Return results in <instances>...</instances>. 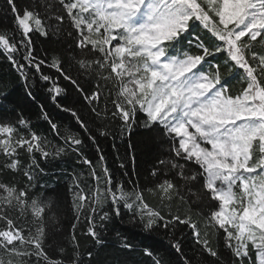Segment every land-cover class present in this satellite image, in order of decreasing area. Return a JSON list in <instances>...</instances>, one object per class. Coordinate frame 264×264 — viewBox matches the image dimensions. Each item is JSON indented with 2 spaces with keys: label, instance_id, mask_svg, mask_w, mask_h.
<instances>
[{
  "label": "snow or ice",
  "instance_id": "obj_1",
  "mask_svg": "<svg viewBox=\"0 0 264 264\" xmlns=\"http://www.w3.org/2000/svg\"><path fill=\"white\" fill-rule=\"evenodd\" d=\"M7 6L0 57L47 128L40 131L15 108L0 112V170L26 181L0 182V249L9 256L0 264H84L74 234L75 254L53 258L46 229L10 215L13 200L38 191L33 173L44 174L41 163L68 157L87 166L86 177L73 173L70 210L94 244L106 245L108 225L118 218L139 229L142 246L115 233L128 260L113 264H141L137 255L167 264L154 246L160 233L175 264H264V0H7ZM49 42L59 47L41 49ZM234 82L241 87L233 90ZM6 87L0 84V104ZM116 120L121 138L143 128L158 147L143 186L131 175L130 140L119 169L108 166L101 138L112 136ZM52 209L49 199L38 214L58 224ZM87 257L97 264L92 250Z\"/></svg>",
  "mask_w": 264,
  "mask_h": 264
},
{
  "label": "trees",
  "instance_id": "obj_2",
  "mask_svg": "<svg viewBox=\"0 0 264 264\" xmlns=\"http://www.w3.org/2000/svg\"><path fill=\"white\" fill-rule=\"evenodd\" d=\"M37 2H42V0H17V3L20 5ZM10 17L11 14L8 11L7 0H0V23L8 24ZM57 47H59V45L52 42L41 45V49H53ZM0 84H6L7 87L5 90L9 93L8 99L0 104V112L9 111L12 108L23 111L27 116L33 119V122L37 124L40 131H46L47 126L36 119L35 113L38 111V108L24 97L20 82L17 80L8 62L4 60L3 57H0ZM234 84L235 88L233 90L241 87L239 83L234 82ZM140 119H142V117H140ZM110 130L112 136L106 139L101 138L102 148L107 155L108 166L112 169H119V164L125 156V144L130 140L132 144L136 145V147L132 149L136 159L134 165L135 171L131 172V175L133 179L139 180L141 186H143L148 182V171L155 163V157L158 154L157 145L144 135L143 128L134 127L130 136L125 135L121 138L118 120L111 122ZM113 137H115V139H113ZM113 144L116 145L115 148L112 147ZM163 147L166 149L167 144ZM86 154L90 159L96 160L95 148L88 146L86 148ZM118 155L121 159H117ZM3 162L4 158L0 155V164H3ZM25 162L27 163L26 158ZM123 162L127 165L129 170L132 169L133 165L129 160H123ZM40 166L44 169V174H39L38 172L33 173L36 177L35 182L38 191H30V199L27 201L23 200V198H21L20 203L13 200V211L10 212V215L16 217L21 213L23 216L17 221L18 223L28 220L34 227L46 229L47 236L45 239V247L51 257L61 258V255L67 257L68 255L75 254L73 250L76 249V244L72 241L73 234L75 235L76 242L79 244L77 251L80 253V258L84 261V264H88L87 253L89 250H92L93 257L97 264H113L114 260H128V257L124 253L118 251V242L115 236L116 232H120L123 235L135 236V242L142 246L139 229H134L128 223L121 222L119 218L108 225V229L105 232L106 245L103 247L95 245L93 240L85 234L86 224L83 219H81L79 223L75 221L74 217L76 213L70 210L74 189L73 173H83L86 177L87 166L77 164L73 157H68L63 160H53L48 163L42 162ZM120 171H117V177L119 179H124ZM0 182L9 184L26 183L21 175L7 170H0ZM150 186L151 184L149 183V187ZM0 195H3V193H0ZM145 195L148 196V193H145ZM148 198L152 199L151 196H148ZM31 199L36 200L35 205L31 203ZM49 199L53 203L52 211L58 219V224L52 221L47 212L38 214L41 203H46ZM57 199L61 202L60 208H56ZM33 209H35V211H33ZM193 211L196 212L199 211V209L194 208ZM73 224H76L75 228H73ZM4 226L3 222L0 221V227ZM25 228L27 229V225H25ZM211 240L213 245L218 246L220 251L227 256L228 253L224 249L222 241H219L215 235L211 237ZM154 246L159 254L164 257L167 264H175V253L169 247L168 238L165 237L163 233L158 234L155 238ZM61 248L64 249L63 254L60 252ZM0 258L8 261L9 256L4 254L3 250L0 249ZM135 260L140 261L141 264H150L147 258L139 255L135 257ZM129 264H132L131 260H129Z\"/></svg>",
  "mask_w": 264,
  "mask_h": 264
}]
</instances>
